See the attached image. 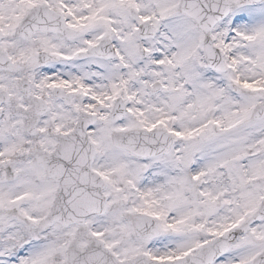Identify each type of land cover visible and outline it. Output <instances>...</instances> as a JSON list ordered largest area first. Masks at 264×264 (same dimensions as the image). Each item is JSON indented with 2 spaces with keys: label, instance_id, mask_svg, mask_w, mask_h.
Here are the masks:
<instances>
[{
  "label": "snow or ice",
  "instance_id": "obj_1",
  "mask_svg": "<svg viewBox=\"0 0 264 264\" xmlns=\"http://www.w3.org/2000/svg\"><path fill=\"white\" fill-rule=\"evenodd\" d=\"M0 264H264V0H0Z\"/></svg>",
  "mask_w": 264,
  "mask_h": 264
}]
</instances>
